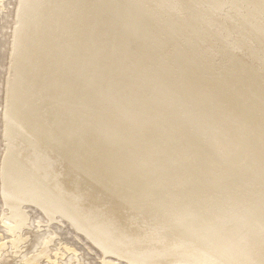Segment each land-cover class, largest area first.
Returning a JSON list of instances; mask_svg holds the SVG:
<instances>
[{"label":"bare ground","instance_id":"6f19581e","mask_svg":"<svg viewBox=\"0 0 264 264\" xmlns=\"http://www.w3.org/2000/svg\"><path fill=\"white\" fill-rule=\"evenodd\" d=\"M18 7L1 174L15 252L33 204L127 264H264V0Z\"/></svg>","mask_w":264,"mask_h":264},{"label":"rangeland","instance_id":"374dc122","mask_svg":"<svg viewBox=\"0 0 264 264\" xmlns=\"http://www.w3.org/2000/svg\"><path fill=\"white\" fill-rule=\"evenodd\" d=\"M19 1L0 0V247L5 245V248L0 250V264H24L27 257L37 253L51 235L55 239L50 244L49 256L43 258L39 264H127L126 261H118L115 255L105 257L101 249L89 242L84 235L76 232L74 227L67 220L59 218L60 216H56L54 221L49 223L45 214L33 204L22 207V212L30 224L21 232V235H17V239L25 240L18 248L20 251L14 250L16 247L13 244L14 238L12 239L7 227L14 228L17 224H10L11 215L4 205L3 193H1L3 192L1 174L7 154L5 138V112L6 116L8 112L7 81L11 67L12 41L15 35V19H17Z\"/></svg>","mask_w":264,"mask_h":264}]
</instances>
